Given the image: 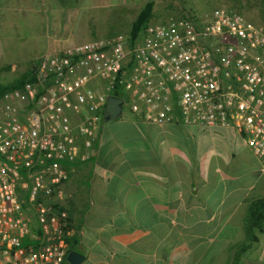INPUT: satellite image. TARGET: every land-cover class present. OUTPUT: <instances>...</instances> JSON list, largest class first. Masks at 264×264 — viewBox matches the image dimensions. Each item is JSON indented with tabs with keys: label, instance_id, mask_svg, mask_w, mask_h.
<instances>
[{
	"label": "built area",
	"instance_id": "1",
	"mask_svg": "<svg viewBox=\"0 0 264 264\" xmlns=\"http://www.w3.org/2000/svg\"><path fill=\"white\" fill-rule=\"evenodd\" d=\"M29 70L0 97V264H64L68 169L94 157L108 96L149 124L232 129L264 162V28L238 12L148 24L132 45L98 39Z\"/></svg>",
	"mask_w": 264,
	"mask_h": 264
},
{
	"label": "crops",
	"instance_id": "2",
	"mask_svg": "<svg viewBox=\"0 0 264 264\" xmlns=\"http://www.w3.org/2000/svg\"><path fill=\"white\" fill-rule=\"evenodd\" d=\"M135 6L0 0V85L43 54L122 34L143 8ZM115 121L100 131L94 157L68 169L81 264H230L232 246L245 238L247 203L264 197V162L229 128ZM256 237L240 264H264V231Z\"/></svg>",
	"mask_w": 264,
	"mask_h": 264
},
{
	"label": "rangeland",
	"instance_id": "3",
	"mask_svg": "<svg viewBox=\"0 0 264 264\" xmlns=\"http://www.w3.org/2000/svg\"><path fill=\"white\" fill-rule=\"evenodd\" d=\"M135 2V13H137L139 9L145 5V3H153V17L150 24L165 23L171 19L178 18H199L215 9H222L241 13L246 19L256 24L264 25V0H135ZM129 31L130 25H127L122 31L123 35H119L128 37ZM140 40L141 38L138 41ZM5 60L6 59H1L0 64L1 62H5ZM30 66L28 67L29 69ZM22 74L18 73L17 70L14 73L4 75V77H7L8 84L20 77ZM129 115L131 114L128 111V107L127 105H124L122 114L119 118L123 119ZM102 122L103 127L105 125L107 132L110 133L113 129L112 127H115L114 123L116 121L105 122L103 120Z\"/></svg>",
	"mask_w": 264,
	"mask_h": 264
},
{
	"label": "trees",
	"instance_id": "4",
	"mask_svg": "<svg viewBox=\"0 0 264 264\" xmlns=\"http://www.w3.org/2000/svg\"><path fill=\"white\" fill-rule=\"evenodd\" d=\"M152 17L153 3L147 2L140 10L136 19L131 25L128 35V40L131 45L141 38L145 27L150 24ZM261 26L264 28V25ZM8 70V68L5 69V71ZM30 79L31 70H28L26 73L13 80L11 83L0 85V97L7 91L21 87ZM71 230H73V227L70 225V218L68 216L66 221V232H70V235H66L65 239L67 245V254L72 251L81 253L82 251L78 245L77 234L75 232L72 233ZM243 230L245 236L244 241L232 246L230 264H240L241 257L247 251H249L252 245L256 242V232L262 233L264 231V197L252 199L247 203L246 214L243 222ZM64 264H68L66 262V258Z\"/></svg>",
	"mask_w": 264,
	"mask_h": 264
},
{
	"label": "water",
	"instance_id": "5",
	"mask_svg": "<svg viewBox=\"0 0 264 264\" xmlns=\"http://www.w3.org/2000/svg\"><path fill=\"white\" fill-rule=\"evenodd\" d=\"M123 101L119 98L108 96L104 107L103 120L110 122L117 120L123 111ZM84 261V256L78 252H69L66 256V262L68 264H81Z\"/></svg>",
	"mask_w": 264,
	"mask_h": 264
}]
</instances>
